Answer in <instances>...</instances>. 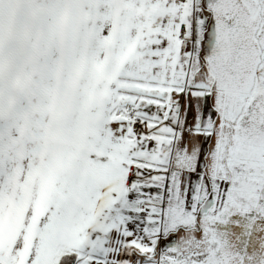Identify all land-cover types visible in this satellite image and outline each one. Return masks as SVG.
<instances>
[{
  "label": "snow or ice",
  "instance_id": "snow-or-ice-1",
  "mask_svg": "<svg viewBox=\"0 0 264 264\" xmlns=\"http://www.w3.org/2000/svg\"><path fill=\"white\" fill-rule=\"evenodd\" d=\"M91 167L0 264H264V0H80Z\"/></svg>",
  "mask_w": 264,
  "mask_h": 264
},
{
  "label": "trees",
  "instance_id": "trees-1",
  "mask_svg": "<svg viewBox=\"0 0 264 264\" xmlns=\"http://www.w3.org/2000/svg\"><path fill=\"white\" fill-rule=\"evenodd\" d=\"M16 2L22 5V0H16ZM49 3L57 12L54 36H49L46 40L40 37L41 24L45 16L43 17V13L39 12L46 8L51 9L47 2L36 4L31 8L27 22L31 25L27 30L15 28L16 23L12 19L17 18V9L14 7L18 4L14 7L12 4L9 24L14 29H11V34L6 40L7 43H12V55L14 51L15 61L21 58L25 63H29L35 58V62L29 65L27 71L20 70L15 73V81L11 86L16 87L11 93L12 103L19 98V93L25 91L33 81L34 73L39 67L37 63L41 52L50 49L48 53L51 54L55 50L57 54L56 65L53 68L52 78L50 77L52 90L46 108L36 113L31 109L37 108V104L30 103L29 99L25 100V106H23L24 112L26 110V118L30 120L31 117H35L36 119L34 122L27 121L28 124L22 122L21 119L15 120L16 132L13 126L11 129L13 135L17 134V138L21 137V132H27L25 139H22V161L27 156V142L34 143L31 139L32 135L41 134L42 138H47L44 139L45 143H41L43 148L37 151L35 160L29 165L28 175L32 177L31 181L35 185L39 181H36L38 178L33 177V174H36L35 170L41 167L43 171L52 169L51 176H49L52 182H60L63 179V183H75L74 176L78 177L79 182L86 174L88 157L95 148L91 112L96 101L97 90L100 87L95 71V61L91 55L92 32L80 0H49ZM33 27L37 31L34 30L32 33V39L25 38V33L33 30ZM48 38L55 40L56 44L53 46L50 44L48 47ZM72 153L73 159L71 158ZM60 162L65 165L62 166Z\"/></svg>",
  "mask_w": 264,
  "mask_h": 264
},
{
  "label": "rangeland",
  "instance_id": "rangeland-1",
  "mask_svg": "<svg viewBox=\"0 0 264 264\" xmlns=\"http://www.w3.org/2000/svg\"><path fill=\"white\" fill-rule=\"evenodd\" d=\"M43 2L51 5L49 0H22V5L18 4L16 0H0V243L3 244L6 257L16 250L17 245L22 243V230H25V224L30 225L31 232L34 234L37 221L59 199L61 193L78 183L77 176H74L75 183H63V179L60 182H52L53 180L49 178L52 169L43 171L41 167L39 170H35L36 174H33V177L37 176L36 181L39 183L33 184L32 177L28 175L30 172L29 165L35 160V154L43 148L41 143H45L46 140L44 139L47 138H42L41 134L32 135L31 139L34 143L27 142V156L22 161V139H25L27 132H21V137L17 138V134L13 135L11 130L13 126L14 132H16L15 120L21 119L22 122L28 124L27 121L32 120L34 122L36 119L35 117H31L30 120L26 118L25 100L29 99L30 103L37 104V108L31 109L35 110L36 113L44 110L47 102H49V94L52 90L50 77L52 78L53 68L56 65V51L53 50L51 54L48 53L50 49L41 52L38 57L39 62H36L39 67L34 73L33 81L30 86L26 87L25 91L19 93V98L12 103L10 100L11 93L16 87L12 88L11 86L15 81V73L20 70L27 71L29 65L35 62V58L32 61L30 59L31 62L29 63H25L21 58L15 61L14 51L12 55V43L6 41L11 34V29H14L9 24L12 4L13 7L18 4L17 7H14L17 9V18L12 19L16 23L15 28L27 30L31 25V23H27L31 8ZM50 8L52 9V6ZM51 9L46 8L39 12L43 13V17L45 16L43 24L39 23L42 27L40 35L42 40L55 35L53 30L57 12ZM34 30H36L34 27L33 30H28V33H25V38L32 39ZM27 35L29 36L27 37ZM47 44L50 47V44L53 46L56 41L48 38ZM33 151L34 154H32ZM72 155L73 153L71 158ZM88 158L87 172L91 167L90 157ZM39 160L42 159L39 158ZM60 164L62 163L60 162ZM64 165L62 164V166Z\"/></svg>",
  "mask_w": 264,
  "mask_h": 264
}]
</instances>
